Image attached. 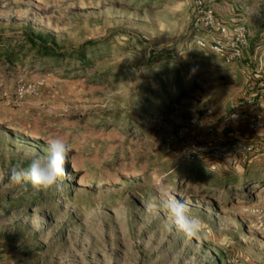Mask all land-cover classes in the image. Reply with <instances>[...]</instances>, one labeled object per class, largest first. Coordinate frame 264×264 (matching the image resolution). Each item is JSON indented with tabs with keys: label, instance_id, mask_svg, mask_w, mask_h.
Instances as JSON below:
<instances>
[{
	"label": "rangeland",
	"instance_id": "obj_1",
	"mask_svg": "<svg viewBox=\"0 0 264 264\" xmlns=\"http://www.w3.org/2000/svg\"><path fill=\"white\" fill-rule=\"evenodd\" d=\"M54 136L66 175L13 183ZM0 264H264V0H0Z\"/></svg>",
	"mask_w": 264,
	"mask_h": 264
},
{
	"label": "clouds",
	"instance_id": "obj_2",
	"mask_svg": "<svg viewBox=\"0 0 264 264\" xmlns=\"http://www.w3.org/2000/svg\"><path fill=\"white\" fill-rule=\"evenodd\" d=\"M46 144L47 153L33 159L27 168L17 164L10 169V179L13 183L30 182L36 190H47L66 175L64 165L71 151L68 142L62 136H54L48 138ZM166 206L172 225L189 236L199 234L202 220L194 215L185 203L172 196Z\"/></svg>",
	"mask_w": 264,
	"mask_h": 264
},
{
	"label": "built area",
	"instance_id": "obj_3",
	"mask_svg": "<svg viewBox=\"0 0 264 264\" xmlns=\"http://www.w3.org/2000/svg\"><path fill=\"white\" fill-rule=\"evenodd\" d=\"M198 7L199 16L195 19V25L214 34H212L210 44L205 38H197L196 43L201 47L209 46L227 63L239 58L249 35L246 27L240 24L230 26L216 16L214 9L204 5L201 1L198 2Z\"/></svg>",
	"mask_w": 264,
	"mask_h": 264
}]
</instances>
